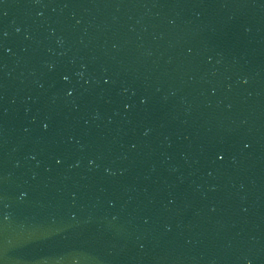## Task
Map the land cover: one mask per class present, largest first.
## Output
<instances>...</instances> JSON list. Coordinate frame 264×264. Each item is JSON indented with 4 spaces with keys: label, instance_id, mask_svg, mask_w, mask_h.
Masks as SVG:
<instances>
[{
    "label": "water",
    "instance_id": "obj_1",
    "mask_svg": "<svg viewBox=\"0 0 264 264\" xmlns=\"http://www.w3.org/2000/svg\"><path fill=\"white\" fill-rule=\"evenodd\" d=\"M0 264H264V0H0Z\"/></svg>",
    "mask_w": 264,
    "mask_h": 264
}]
</instances>
